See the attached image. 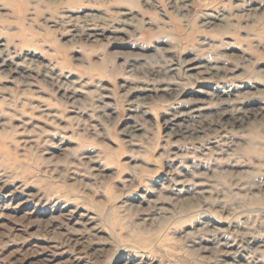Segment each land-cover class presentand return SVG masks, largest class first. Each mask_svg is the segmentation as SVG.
I'll return each mask as SVG.
<instances>
[{"label": "rangeland", "instance_id": "rangeland-1", "mask_svg": "<svg viewBox=\"0 0 264 264\" xmlns=\"http://www.w3.org/2000/svg\"><path fill=\"white\" fill-rule=\"evenodd\" d=\"M0 264H264V0H0Z\"/></svg>", "mask_w": 264, "mask_h": 264}, {"label": "bare ground", "instance_id": "bare-ground-1", "mask_svg": "<svg viewBox=\"0 0 264 264\" xmlns=\"http://www.w3.org/2000/svg\"><path fill=\"white\" fill-rule=\"evenodd\" d=\"M6 61V60H5Z\"/></svg>", "mask_w": 264, "mask_h": 264}]
</instances>
